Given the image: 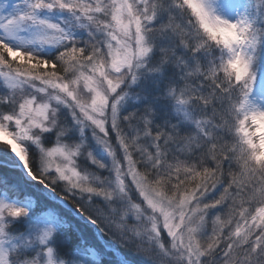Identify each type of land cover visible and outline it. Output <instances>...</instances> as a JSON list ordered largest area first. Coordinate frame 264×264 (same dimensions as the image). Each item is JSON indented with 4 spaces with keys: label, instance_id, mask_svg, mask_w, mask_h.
Masks as SVG:
<instances>
[{
    "label": "snow or ice",
    "instance_id": "snow-or-ice-1",
    "mask_svg": "<svg viewBox=\"0 0 264 264\" xmlns=\"http://www.w3.org/2000/svg\"><path fill=\"white\" fill-rule=\"evenodd\" d=\"M0 264H264V0H0Z\"/></svg>",
    "mask_w": 264,
    "mask_h": 264
}]
</instances>
